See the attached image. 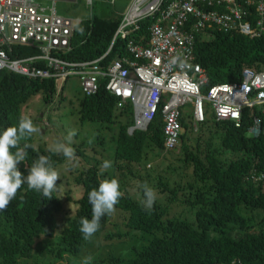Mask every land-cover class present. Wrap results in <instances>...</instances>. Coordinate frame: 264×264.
I'll list each match as a JSON object with an SVG mask.
<instances>
[{
  "label": "trees",
  "instance_id": "trees-1",
  "mask_svg": "<svg viewBox=\"0 0 264 264\" xmlns=\"http://www.w3.org/2000/svg\"><path fill=\"white\" fill-rule=\"evenodd\" d=\"M123 15L117 13L114 17L92 16L81 20L76 25L72 50L66 54V59L93 60L103 55ZM151 22V18L142 20L139 29H133L125 38L145 35ZM207 31V34L197 35L194 48L197 62L206 71V89L214 84L241 81L245 67L264 70V32L251 36L212 28ZM125 40L119 37L104 60L120 58ZM29 50L26 46L13 47L15 54ZM57 87L52 79H31L7 69L0 70V131L18 124L24 116L23 108L36 94L40 93L45 103L52 102L58 95L62 103L63 85L59 92ZM117 103L118 99L102 85L94 94H83L78 99V119L81 122L116 123L119 129L115 137L113 170L126 178L136 179L137 183L152 180V187L158 188L160 193L166 192V204L175 202L179 186L170 188L168 180L159 174L145 175L140 168L148 150L163 149L161 113L156 114L146 130H134L129 134L127 129L134 124L131 105L119 108ZM122 115H126V123L119 119ZM253 115L259 116L264 124V108L258 107L252 113L244 109L238 126L231 120L214 118L210 128L213 132L206 142L201 140L206 119L198 122L199 134L192 149L187 144L190 138L186 140V135L181 133L185 169L200 184L196 188L189 184L188 196L179 203L197 207L194 221L167 218L168 208L158 198L152 210L146 211L140 203L142 192L138 190L137 195L127 186H120L123 195L115 207L123 212L126 227L142 234L151 233L152 237L128 256L109 258L110 264H229L234 260L235 264H264V182L254 185L246 181L249 171L264 169V133L258 136L250 133ZM181 124L185 125L183 115ZM212 138L219 142L217 146ZM24 143L32 145L27 149L26 160L18 164V169L25 175L40 155L50 157L53 168L64 158L62 154L49 152L40 142L36 144L33 136L22 141L21 146ZM81 146L79 151H85L84 144ZM221 150H226V158L217 155ZM228 155L232 157L228 158ZM99 165L96 162L78 171L76 197L68 192L63 196L57 184L53 197L47 199L23 183L7 208L0 210V264H22L33 255L41 237L56 236L53 249L59 258L65 253L79 254L90 240L84 239L80 231L81 220L92 216L88 194L98 188L103 176L109 173H100ZM64 197L74 201L76 207L72 213L66 211L67 217L59 222L58 217L64 212ZM211 229L218 235L209 236ZM123 235L128 237L129 234L119 233L116 238ZM102 260L93 264H103Z\"/></svg>",
  "mask_w": 264,
  "mask_h": 264
},
{
  "label": "built area",
  "instance_id": "built-area-1",
  "mask_svg": "<svg viewBox=\"0 0 264 264\" xmlns=\"http://www.w3.org/2000/svg\"><path fill=\"white\" fill-rule=\"evenodd\" d=\"M79 0H0V70L31 79H52L62 84L78 77L83 94L91 95L104 85L118 99L117 106L131 105L134 124L127 132L146 130L158 112L163 120V149L176 148L181 137V117L192 102L193 120H205L204 101L216 120L238 126L244 109L264 108V70L245 67L241 81L209 86L205 69L194 48L198 34L207 29L259 35L264 32V0H133L126 10L106 52L93 60H68L79 20L59 14L57 5ZM91 3L92 0H84ZM151 18L145 35L125 38L140 22ZM126 39L123 55L104 58L117 39ZM26 46L27 52L13 51ZM14 53V56L11 54ZM22 54V55H20ZM186 63L181 68L173 58ZM253 136L264 133V124L253 115ZM246 181L264 182V169H252ZM232 261L229 264H235Z\"/></svg>",
  "mask_w": 264,
  "mask_h": 264
},
{
  "label": "rangeland",
  "instance_id": "rangeland-1",
  "mask_svg": "<svg viewBox=\"0 0 264 264\" xmlns=\"http://www.w3.org/2000/svg\"><path fill=\"white\" fill-rule=\"evenodd\" d=\"M133 0H92L89 4L84 0H79L75 5L58 4L57 10L59 14H65L76 20L90 18L92 16L114 17L117 13H125L130 7ZM62 91L64 99L60 103V96L55 95L52 102L45 103L39 94L33 96L27 105L23 108L24 116H28L34 120V125L40 128L39 133L33 134V138L37 143L43 144L46 148L57 140L65 141L68 133L75 130L76 135L72 138V143L69 145L74 148L77 161L74 167H70L66 158L54 167L59 173L60 179L57 180L58 190L64 196L65 193L72 194L73 197L78 195V188L75 178L78 171L87 166L99 163L98 170L100 173L108 171L102 178L103 180L117 179L121 187L127 186L134 194L137 193V181L131 177H125L116 173L113 170V155L118 125L116 123H100V122H81L78 119L77 106L78 99L83 95L80 80L78 77H69L66 82L62 83ZM61 84L57 87V92L61 89ZM192 102L188 101L184 105L183 121L185 125L182 126L181 132L188 138V147L192 149L195 145V140L198 137L199 123L193 120ZM206 109L205 119L203 124V131L201 133V140L208 141L211 137L213 129V111L207 102L204 101ZM122 123L127 122L126 115L119 116ZM134 120V118H133ZM92 141L89 143V141ZM214 146L218 145V141L212 138ZM66 142V141H65ZM84 144L85 151H79ZM181 141L178 146L173 149H153L148 150L140 164L141 172L145 175L148 173L150 177L159 174L164 180H168L169 187L175 185L179 186V193L175 202L167 203V195L160 193L158 188L153 186V181H148V185L155 189L157 198L163 202L168 208L167 218L179 219L186 218L190 221L195 220V213L197 207L191 204H180V200L188 196L189 184L196 188L200 182L193 180L191 173L185 169L186 162L184 160V151L181 149ZM96 155V156H94ZM221 159L226 158V150H221L217 153ZM112 156V158H111ZM232 157L228 155V158ZM107 160L111 162L109 169H103V162ZM102 177V176H101ZM176 181V182H175ZM123 185V186H122ZM65 198V197H64ZM64 212L59 215V222L63 221L64 213L73 212L75 203L67 199L63 201ZM61 225V224H60ZM127 233L128 237H117L116 234ZM218 232L211 229L209 236H217ZM152 237L151 233L142 234L126 227L123 212L115 207V211L104 216L100 223L99 230L90 238L88 243L83 247L81 252L75 256L68 253L63 254L59 258L55 249L56 236L52 238L41 237L38 244L34 247L33 255L23 260L22 264H93L94 261L102 260L103 264H110L109 258L116 256H128L135 248L140 247ZM53 249V250H51ZM114 264V263H113Z\"/></svg>",
  "mask_w": 264,
  "mask_h": 264
},
{
  "label": "clouds",
  "instance_id": "clouds-1",
  "mask_svg": "<svg viewBox=\"0 0 264 264\" xmlns=\"http://www.w3.org/2000/svg\"><path fill=\"white\" fill-rule=\"evenodd\" d=\"M171 63L179 64L181 68L187 66L179 57L173 58ZM40 131V128L34 125L28 116L21 117L16 126H10L0 131V210L7 208L10 201L15 198L18 189L25 182L28 189L40 192L47 199L53 197L52 193L57 188V180L60 179V175L52 167L50 157L40 155L27 170L26 175L18 169V164L26 160L27 149L32 147L29 143H24L21 146V142ZM75 135V130H72L65 138L66 142L57 140L48 148V151L53 154H62L70 167H74L77 161L74 148L69 146ZM91 142L90 140L89 143ZM102 167L105 170L109 169L111 162L105 160ZM137 189L142 192L141 205L146 211H151L157 199V192L147 183H138ZM122 195L119 181L115 178L103 180L98 188L89 192L88 200L92 216L91 219L81 220L80 231L84 239L91 238L99 230L101 218L115 211V205L118 204Z\"/></svg>",
  "mask_w": 264,
  "mask_h": 264
},
{
  "label": "crops",
  "instance_id": "crops-1",
  "mask_svg": "<svg viewBox=\"0 0 264 264\" xmlns=\"http://www.w3.org/2000/svg\"><path fill=\"white\" fill-rule=\"evenodd\" d=\"M83 20V19H82ZM81 20H79V22H80Z\"/></svg>",
  "mask_w": 264,
  "mask_h": 264
},
{
  "label": "bare ground",
  "instance_id": "bare-ground-1",
  "mask_svg": "<svg viewBox=\"0 0 264 264\" xmlns=\"http://www.w3.org/2000/svg\"><path fill=\"white\" fill-rule=\"evenodd\" d=\"M132 112V111H131Z\"/></svg>",
  "mask_w": 264,
  "mask_h": 264
}]
</instances>
